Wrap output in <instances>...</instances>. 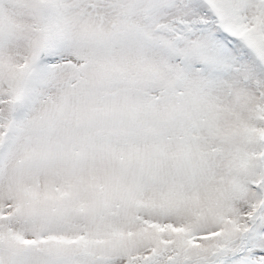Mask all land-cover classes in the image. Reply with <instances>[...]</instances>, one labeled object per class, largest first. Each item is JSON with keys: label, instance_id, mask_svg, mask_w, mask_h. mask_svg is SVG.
<instances>
[{"label": "snow or ice", "instance_id": "snow-or-ice-1", "mask_svg": "<svg viewBox=\"0 0 264 264\" xmlns=\"http://www.w3.org/2000/svg\"><path fill=\"white\" fill-rule=\"evenodd\" d=\"M0 264H264V0H0Z\"/></svg>", "mask_w": 264, "mask_h": 264}]
</instances>
